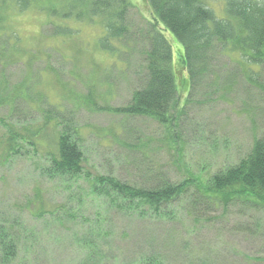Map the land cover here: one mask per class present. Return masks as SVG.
Masks as SVG:
<instances>
[{
  "label": "rangeland",
  "instance_id": "rangeland-1",
  "mask_svg": "<svg viewBox=\"0 0 264 264\" xmlns=\"http://www.w3.org/2000/svg\"><path fill=\"white\" fill-rule=\"evenodd\" d=\"M127 1L130 22L152 21L146 0ZM66 6L67 0H36L21 14L7 9L0 14V213L21 218L31 232L33 264H138L147 257L162 264H264L260 208L236 201L225 208L191 209L181 201L168 219L138 220L104 209L89 195L86 182L67 191L61 181L42 175L45 154L60 129L43 122L42 110L66 121L77 135L91 178L113 176L136 187L151 185L153 175L171 183L205 184L244 157L264 131V68H254V83H249L250 72L243 70L248 67L228 51L214 65V85L189 97L187 74L177 62L182 49L167 32L162 34L172 49L181 105L190 100L184 116L169 129L149 118L119 115L115 110L128 104L143 59L120 42L113 45L117 53L128 52L120 54L124 65L100 52L97 40L105 24L98 18L90 25L61 19ZM213 8L220 11L222 5L214 2ZM51 11H59L58 19H49ZM63 25L74 36L53 37L52 28ZM11 137L17 150L8 153ZM31 141L41 146L35 150ZM35 194L38 210L54 217L30 215L25 202ZM95 212L101 214L96 229L104 239L89 238L83 225L87 217L95 220ZM83 249L87 255L91 250L90 259Z\"/></svg>",
  "mask_w": 264,
  "mask_h": 264
},
{
  "label": "trees",
  "instance_id": "trees-1",
  "mask_svg": "<svg viewBox=\"0 0 264 264\" xmlns=\"http://www.w3.org/2000/svg\"><path fill=\"white\" fill-rule=\"evenodd\" d=\"M34 1L36 0H0V14L6 9L21 14ZM146 2L152 21L142 22L140 26L128 19L131 4L127 0H67L65 14L62 17L58 15L66 21L72 19L74 24L86 21L90 25L97 18L100 19L105 27L103 37L97 40V47L100 52L116 57V62L121 65L126 60H122L120 54L128 52L117 53L119 47L113 45V42H120V46L131 49L130 54L139 51L143 60L138 85L131 92L128 104L115 110L119 115L126 118H149L169 129L184 116L190 100L187 98L181 105L182 98L173 71L172 49L162 32L170 34L182 49L177 62L187 74L188 87L185 85L187 90L184 92L189 97L214 85V65L228 51L238 54L239 65L248 67L243 70L250 72L247 76L249 83H254L251 78L254 68H264V0ZM214 2L221 3L220 11L213 8ZM56 12L59 14V11H51L49 19H58L54 16ZM5 26L6 24L3 27ZM71 31L65 25L53 27L52 35L74 36L75 33ZM138 41L141 49L136 46ZM239 69L243 73L240 66ZM262 89L264 92V88ZM21 93L24 95V90ZM45 112L41 111L46 116L43 122H55L60 129L53 149L45 154L46 164L41 169L42 175L50 181H61L67 185V191L72 188L71 185L86 182L89 195L99 200V205L104 209L120 211L138 220H144L147 216L150 219L164 220L169 218L170 209L181 201L186 202L191 209L205 206V210L216 206L225 208L229 203L238 201L264 212V131L253 139L252 146L244 157L211 175L205 184L195 180L171 183L153 175L154 182L151 185L136 187L113 176L98 175L91 178L84 171V156L77 135L70 131L71 127L66 121L56 119V115L50 111ZM12 139L13 137L6 142L8 153L17 150V139ZM30 145L35 150L38 145L41 146L34 141ZM195 182V186L191 185ZM37 199L38 194H35L25 202L30 215L36 219L47 214L54 217L55 213L52 211L38 210V204L41 203ZM100 216L95 212L94 221H89L91 216L84 220L83 225L88 227L89 238H105V234L96 229L101 225ZM26 227L21 218H6L4 213H0V264H33L34 241L29 239L32 235H29L31 232ZM90 251L89 249L87 255V251L83 249L82 255L90 259ZM138 264L162 262L156 257H147L140 259Z\"/></svg>",
  "mask_w": 264,
  "mask_h": 264
}]
</instances>
